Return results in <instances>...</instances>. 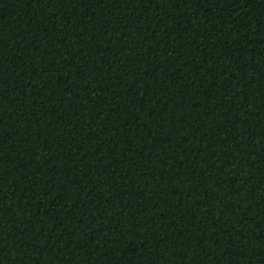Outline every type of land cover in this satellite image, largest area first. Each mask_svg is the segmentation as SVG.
I'll use <instances>...</instances> for the list:
<instances>
[{"label":"trees","instance_id":"1","mask_svg":"<svg viewBox=\"0 0 264 264\" xmlns=\"http://www.w3.org/2000/svg\"><path fill=\"white\" fill-rule=\"evenodd\" d=\"M0 264H264V0H0Z\"/></svg>","mask_w":264,"mask_h":264}]
</instances>
